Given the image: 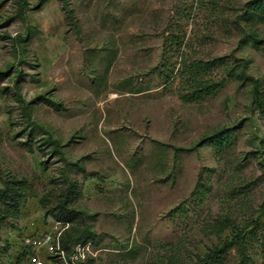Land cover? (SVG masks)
<instances>
[{
    "label": "rangeland",
    "instance_id": "rangeland-1",
    "mask_svg": "<svg viewBox=\"0 0 264 264\" xmlns=\"http://www.w3.org/2000/svg\"><path fill=\"white\" fill-rule=\"evenodd\" d=\"M247 1L0 0V187L22 192L0 202V264L58 204L83 212L82 262H264Z\"/></svg>",
    "mask_w": 264,
    "mask_h": 264
},
{
    "label": "trees",
    "instance_id": "trees-1",
    "mask_svg": "<svg viewBox=\"0 0 264 264\" xmlns=\"http://www.w3.org/2000/svg\"><path fill=\"white\" fill-rule=\"evenodd\" d=\"M242 15H247L249 18H251L254 15L258 14H264V0H248L242 7L241 10ZM194 67H198V64H195ZM20 77L19 74L15 76V80H18ZM252 80V88L250 91L251 94V101L257 108L258 112L262 115H264V85H262L261 82L258 81V79L253 78L251 76H247ZM207 84H201L199 83L197 87L193 90L194 93H201L206 89ZM14 181L15 180H11ZM10 180H3L2 186L0 187V202L8 205H13L16 203V200L19 198V196H22V192H20L19 188L15 186L13 182ZM198 186V184H197ZM54 217L56 220H64L69 222V228L64 231L61 242L62 246L69 250L71 247V244L74 241H82L83 232H84V219H83V212L80 210H76L73 208L65 207L63 204H58V210L54 213ZM76 221L77 224L72 226V223ZM226 225L220 226L217 228V232H220L222 229H224ZM228 242L226 244L229 245ZM215 251V250H214ZM214 254L217 253L216 251L213 252ZM203 264L206 262H202ZM78 264H91L90 260L87 259L84 262H79Z\"/></svg>",
    "mask_w": 264,
    "mask_h": 264
},
{
    "label": "built area",
    "instance_id": "built-area-1",
    "mask_svg": "<svg viewBox=\"0 0 264 264\" xmlns=\"http://www.w3.org/2000/svg\"><path fill=\"white\" fill-rule=\"evenodd\" d=\"M69 225L67 221L54 220L38 234L22 235L19 256L1 264H57L58 260L66 264L82 262L89 252V242L74 241L69 250L62 246L61 238Z\"/></svg>",
    "mask_w": 264,
    "mask_h": 264
}]
</instances>
